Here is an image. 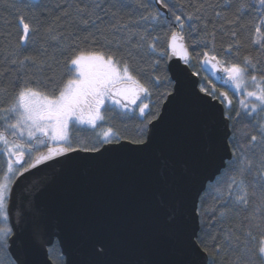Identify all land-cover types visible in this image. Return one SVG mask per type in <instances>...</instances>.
I'll return each instance as SVG.
<instances>
[{"label":"snow or ice","instance_id":"1","mask_svg":"<svg viewBox=\"0 0 264 264\" xmlns=\"http://www.w3.org/2000/svg\"><path fill=\"white\" fill-rule=\"evenodd\" d=\"M156 5L0 0V11L13 13L17 27L16 33L0 34V156L6 157L0 167V264H25L17 229L33 202L21 193L17 203V181L33 177L24 190L30 194L40 166L58 158L99 164L113 154H149L184 103L189 84L197 103L225 107L216 148L209 147L199 161L200 174L190 179L188 217L197 226L187 248L194 259L182 264H264V0H156ZM245 14L251 25L241 23ZM246 34L254 47L241 61ZM217 35L230 40L220 50ZM193 60L242 97L240 110L233 115L228 92L210 78L192 79L199 76L188 71ZM109 112L135 120L131 134L127 125L110 123L115 116ZM241 123L248 126L242 135L236 127ZM160 167L163 180L170 164L161 161ZM170 219L175 223V212ZM236 219L238 225L228 226ZM40 228L37 224L38 237ZM108 250L104 237L95 239L88 264H121L106 259ZM229 253L232 259H226Z\"/></svg>","mask_w":264,"mask_h":264},{"label":"water","instance_id":"2","mask_svg":"<svg viewBox=\"0 0 264 264\" xmlns=\"http://www.w3.org/2000/svg\"><path fill=\"white\" fill-rule=\"evenodd\" d=\"M172 70H177L175 60ZM203 71L216 86L231 89L210 71ZM224 107L208 109L197 103L189 84L184 103L149 154H113L99 164L58 158L59 162L40 166L39 182L30 194L24 190L33 177L21 178L19 187H14L17 203L21 193L33 202L30 215L17 229L21 259L25 264H54L49 249L58 241L66 261L88 264L93 259L91 245L98 237L108 242L106 259L121 264H182L194 259L187 248L188 234L197 226L188 217L190 179L193 173L200 174L199 161L209 147L216 148ZM161 161L170 164L163 180ZM23 203L28 210L27 199ZM173 212L175 223L170 219ZM11 222L15 223L14 214Z\"/></svg>","mask_w":264,"mask_h":264},{"label":"trees","instance_id":"3","mask_svg":"<svg viewBox=\"0 0 264 264\" xmlns=\"http://www.w3.org/2000/svg\"><path fill=\"white\" fill-rule=\"evenodd\" d=\"M149 4L151 7L155 8L158 7V5H156V0H148ZM169 3L174 2V0H168ZM233 2H235V0H233ZM166 11V10H164ZM234 11V9H233ZM228 18L232 19V11H229L227 13ZM241 23L245 24V25H251V19L250 17L245 14L244 19L241 21ZM8 31H11L12 33H16L17 32V27H16V21L14 18V14L11 13L10 11H0V34H4L7 33ZM185 35L187 36V33H185ZM247 36V40L248 43L245 45V48L241 50L240 56H239V60L242 61L243 56L247 53V51L251 50L254 46L251 44V35L250 34H246ZM187 43L191 44V39L186 40ZM230 43V40L227 37H223L221 38L219 35H217V43H216V47L218 50H220L222 47H226V45ZM191 51V48H190ZM253 55H256L255 52L252 53ZM220 55L222 56L223 53L221 52ZM228 60H232V57H228ZM192 69L195 72L199 73L200 79H202L205 83L207 82V75L204 73V71L201 69V65L198 61L193 60V66ZM210 86V85H209ZM217 89L221 90V91H225L224 89L216 86ZM229 94V97L232 99V105L231 108L233 110V115L235 114V111L240 110V105L238 103L240 97L236 94L234 95L233 93H231V91H226ZM109 117H113L115 116L114 119L110 120L109 122L116 125L117 127H124L125 125H127L128 129H129V133L131 134V130L133 129L134 125H135V120H131L128 118H122L118 115H115L114 113H107L106 114ZM131 115V114H130ZM237 132L239 134H244L246 131H248V126L246 123H241L238 124L237 126ZM73 134L76 135V130L73 129ZM81 135H84L85 133H80ZM6 162V157L4 156H0V167H3L5 165ZM237 224L239 223L238 219H236L235 221H229L228 226H233V224ZM50 251V257L53 260L54 264H65L66 260L65 257L62 254L61 248L59 246L58 241H56L54 243V245L52 247H50L49 249ZM232 255L229 253L228 256L226 257V259H232Z\"/></svg>","mask_w":264,"mask_h":264},{"label":"rangeland","instance_id":"4","mask_svg":"<svg viewBox=\"0 0 264 264\" xmlns=\"http://www.w3.org/2000/svg\"><path fill=\"white\" fill-rule=\"evenodd\" d=\"M226 91V90H225ZM231 93H233V90H232V88H231ZM239 97H240V99L242 98L239 94H237ZM49 255H50V251H49Z\"/></svg>","mask_w":264,"mask_h":264}]
</instances>
